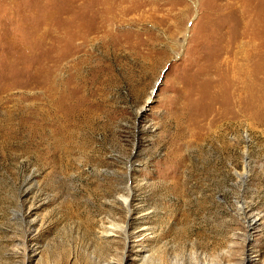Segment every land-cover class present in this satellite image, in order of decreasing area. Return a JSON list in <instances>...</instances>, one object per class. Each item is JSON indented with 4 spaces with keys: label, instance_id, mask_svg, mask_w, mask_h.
Masks as SVG:
<instances>
[{
    "label": "rangeland",
    "instance_id": "obj_1",
    "mask_svg": "<svg viewBox=\"0 0 264 264\" xmlns=\"http://www.w3.org/2000/svg\"><path fill=\"white\" fill-rule=\"evenodd\" d=\"M0 264H264V0H0Z\"/></svg>",
    "mask_w": 264,
    "mask_h": 264
},
{
    "label": "bare ground",
    "instance_id": "obj_2",
    "mask_svg": "<svg viewBox=\"0 0 264 264\" xmlns=\"http://www.w3.org/2000/svg\"><path fill=\"white\" fill-rule=\"evenodd\" d=\"M251 45V44H250ZM257 46V45H256ZM251 47V46H250ZM255 48H257V47H255ZM259 49V48H258ZM262 50V49H261ZM250 51V50H249ZM254 51V50H253ZM258 52L260 51V50H257ZM252 52V51H251ZM247 53H248V50H247ZM263 53V52H262ZM249 54V53H248ZM252 54V53H251ZM254 54V53H253ZM256 55V54H255ZM254 56V55H253ZM252 56V57H253ZM260 56V55H259ZM249 57V56H248ZM261 57V56H260ZM261 59V58H260ZM263 59V58H262ZM124 196V195H123ZM123 198V202L128 206V196H126V197H122ZM121 230H123V228L121 229ZM127 236V235H126ZM125 236V237H126Z\"/></svg>",
    "mask_w": 264,
    "mask_h": 264
}]
</instances>
